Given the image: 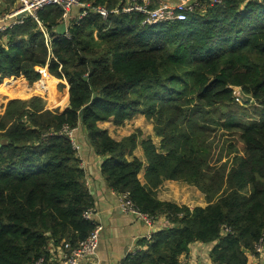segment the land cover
<instances>
[{
    "label": "trees",
    "instance_id": "trees-1",
    "mask_svg": "<svg viewBox=\"0 0 264 264\" xmlns=\"http://www.w3.org/2000/svg\"><path fill=\"white\" fill-rule=\"evenodd\" d=\"M17 1L0 0V14ZM82 1L105 6L108 18L89 11L72 21L68 38L56 32L63 9L44 8L39 17L50 48L31 17L0 32V81L26 78L40 92L0 104V264L49 259L52 246L75 248L93 231L84 215L94 204L86 172L73 142L59 133L79 125L103 157L109 187L170 223L142 238L145 249L123 264H181L194 242L215 243L214 264H250L247 252L255 253L264 233V0H202L186 20L153 25L142 24V13L123 12L126 0ZM152 1L154 7L163 0ZM53 76L69 85L63 110L53 106V89V95L41 94ZM230 86L253 97L252 111L235 100ZM138 113L161 138L159 144L142 139L146 163L127 157L138 145L136 132L117 140L99 125H123ZM209 124L238 129L243 155L227 173L208 163ZM165 180L196 186L208 205L161 200Z\"/></svg>",
    "mask_w": 264,
    "mask_h": 264
},
{
    "label": "crops",
    "instance_id": "crops-1",
    "mask_svg": "<svg viewBox=\"0 0 264 264\" xmlns=\"http://www.w3.org/2000/svg\"><path fill=\"white\" fill-rule=\"evenodd\" d=\"M18 4L19 0L13 7V10L17 8ZM46 72L49 74L48 69H46ZM41 73L43 78L44 72L41 71ZM53 77L56 81H63L55 76ZM7 78L10 80L14 79L12 77H5V79ZM18 81L24 86H27L29 83L26 78H22V81ZM63 83H65L67 87L68 99L65 105L66 108L69 104V85L66 81ZM145 119L147 120L144 114L138 113L132 119L127 120L123 125L126 123L127 125L128 123L131 125L135 124L134 127L138 128L141 125H139L141 120L143 121ZM108 122L109 125L105 124ZM99 125L108 129L111 136L117 140H121L123 137L129 136L135 132L131 133L130 130L122 127L123 125H115L112 120L101 122ZM74 136L78 146L77 152L81 159V165L86 172V184L93 196L94 218L104 227L100 234L97 254L94 257L80 259L78 264H123V261L129 254H135L145 249V247L139 245V241L142 238L147 237L149 234H153L163 227L169 226L170 223L162 216L155 220L153 226H149L133 214L124 212L119 206V193L109 187L101 174L103 157L95 152L87 138L86 130L79 125L75 128ZM155 136L160 141L161 138L157 135ZM142 139L144 138L138 139V145L133 155L127 156L128 159L131 160L134 156H137L146 163L144 150L141 144ZM152 139L154 140V137H152ZM144 170L145 169L140 173L142 181H144ZM158 197L161 200L176 202L180 205H188L191 208L194 206L204 207L208 205L205 194L196 186L186 181L165 180L158 190ZM60 245L51 247L49 264H61L65 253H70L71 249H64L63 246ZM214 245L215 243L194 242L191 244L190 251L184 255V258L187 259L189 264H214L210 258V252ZM247 254L250 264H264V254H253L251 252H247Z\"/></svg>",
    "mask_w": 264,
    "mask_h": 264
},
{
    "label": "built area",
    "instance_id": "built-area-1",
    "mask_svg": "<svg viewBox=\"0 0 264 264\" xmlns=\"http://www.w3.org/2000/svg\"><path fill=\"white\" fill-rule=\"evenodd\" d=\"M223 0H210L212 5L220 4ZM202 0H164L160 4L153 7L152 0H126L123 12H139L144 15L142 24L153 25L164 22L182 21L188 18L190 12H194L196 9L203 6ZM50 5H58L63 9L64 22L67 24V31L64 34L70 38L69 25L73 20L78 22L85 17L89 11L101 15L104 19L108 18L109 11L105 6L93 7L90 3H85L82 0H19L17 8L12 10L8 14H0V32H4L16 23L22 22L24 17L33 18L44 32L47 39L49 48L51 47V36L47 28H45L43 22L39 17V13L44 8ZM115 11L118 12V9ZM44 68L48 69L47 66ZM44 68H39L43 71ZM232 88L233 97L240 104L245 106L248 103H255V100L249 94L243 90L240 86H230ZM248 96L247 98H245ZM75 128L64 127L59 133L66 135L72 142L76 149H78L75 136ZM119 206L126 212L133 214L137 218L143 220L149 226H153L155 218L148 213L139 210L129 193L119 194ZM85 217L94 222L95 227L89 236L79 242L75 248H70L69 244H65L64 249H71L70 253H65L61 264H78L80 259L94 257L97 254L100 234L103 230V225L98 223L94 218L93 207L89 208L84 213ZM152 234H149L146 238L151 239ZM255 253L253 254H264V233L255 244ZM34 264H49V259L42 256L37 259ZM181 264H189L187 259L183 258Z\"/></svg>",
    "mask_w": 264,
    "mask_h": 264
},
{
    "label": "rangeland",
    "instance_id": "rangeland-1",
    "mask_svg": "<svg viewBox=\"0 0 264 264\" xmlns=\"http://www.w3.org/2000/svg\"><path fill=\"white\" fill-rule=\"evenodd\" d=\"M45 74L46 73L44 72V75ZM16 80L22 81V78H18ZM9 81H10L9 78H7V79L3 78L0 81V104L3 103V101L5 100L4 99L5 97L7 99L28 98V97L32 96L33 94L40 93L39 91H37V88L35 87L36 82L33 83L32 85H30L28 83L27 86L22 85L20 87L21 82H20V84L19 83L13 84ZM61 82H64V80L63 81H59V80L56 81L53 79V81L50 83V85H52V86L49 87L47 92L41 93V94L51 93L53 95V91H51L53 89L55 91L54 93H55V98H56V104H54L53 106L58 105L60 110H63L65 108V105L67 103L68 98H67V87L60 88L59 84ZM7 88L8 89L21 90V91H24L25 93L23 96L12 97L5 91ZM10 94L11 95L20 94V92H18V91L17 92H11L10 91ZM247 97L248 96H246L245 98H247ZM250 105H254V103H252V104L248 103V104H245V106H244L245 108H247L249 110V112L252 111V107H249ZM105 124L109 125V122L105 123ZM126 125H127V123L125 125H123L122 127L130 130L131 133L135 131L140 136V138H142V137L146 138L148 136L149 137L152 136V137H154L155 142L158 144L159 139L154 135V129H153L152 121H149L146 119L143 121L141 120V122L139 123L140 127H138V128L134 127L135 124L131 125L128 123V125L127 126ZM237 132H238V129H224L219 125L209 124V129L207 131V134H208V145L210 146L211 155L209 157L208 163L213 169L225 171L227 173L230 170V168L232 167L234 159L236 157L243 155L242 141H241L240 137L238 136ZM119 135H121V134H119Z\"/></svg>",
    "mask_w": 264,
    "mask_h": 264
},
{
    "label": "water",
    "instance_id": "water-1",
    "mask_svg": "<svg viewBox=\"0 0 264 264\" xmlns=\"http://www.w3.org/2000/svg\"><path fill=\"white\" fill-rule=\"evenodd\" d=\"M67 31V24L66 22H62L57 28H56V32L59 35H64Z\"/></svg>",
    "mask_w": 264,
    "mask_h": 264
}]
</instances>
